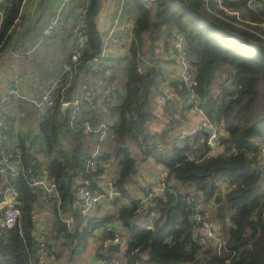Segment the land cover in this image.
<instances>
[{
	"label": "trees",
	"instance_id": "obj_1",
	"mask_svg": "<svg viewBox=\"0 0 264 264\" xmlns=\"http://www.w3.org/2000/svg\"><path fill=\"white\" fill-rule=\"evenodd\" d=\"M134 1L140 11L131 25L133 36L125 56L106 57L100 61L98 69L93 67L91 59L102 51V32L97 25L99 0H89L84 16L88 41L71 79L55 89V103L37 114L39 108L35 103L26 98L21 101L22 106L29 103L33 116H24L20 123L18 143L6 141L20 149L19 156L10 157L19 158V171L11 173L9 179L0 171V196L12 183L21 215L12 225L0 223V264H32L37 252L35 213L42 205H49L53 211V218L44 229L49 234L47 248L55 251L58 264H73L75 258L71 253L87 248L95 242V235L98 249L105 251L99 255L109 262V251L102 241L116 230L126 235L123 264L139 261L147 264H264V216L260 209L264 198V150H261L264 145V51L218 31L177 0H154L155 4L151 0ZM188 1L223 23L204 7L203 0ZM225 1L241 7L244 14L257 21L264 20V0H258L256 7L249 5L248 0ZM20 3L21 0L5 3L0 19V48L8 43L16 28L13 21ZM256 26L264 31V23ZM230 28L264 41V37L242 27L232 25ZM177 29L185 37L198 103L204 113L223 125L220 149L215 153H208L205 133L200 131L188 135L187 145H181L176 130L180 123L188 120L192 101L189 85L179 74L170 79L175 93L161 104L156 100L166 91L165 68L171 64L170 60L180 71L176 56L163 58L156 52L157 46L172 49ZM139 64L144 67L142 71ZM108 68L111 71L106 76V86L109 93H115L118 98L103 100L108 110L105 112L94 105L96 95L91 103L83 104L74 118L69 108L63 114L61 96L72 97L80 84L91 88ZM161 107L167 126L153 131L148 122L159 117ZM112 116L114 123L109 132L114 144L102 146L98 154L100 166L96 170L81 172L99 141V132L86 130V123L95 126ZM171 133V142L163 144L161 140L165 141ZM130 141L136 143L137 154ZM187 147L202 154L191 158L186 153ZM41 153L47 154V158L40 157ZM150 156L168 168V188L163 193L165 200L157 207L154 226L144 228L137 225L139 199L131 194L128 184L136 172L133 168H137V159ZM112 161L118 163L112 180L120 190L111 199L115 209L86 216L75 204L77 189L83 179L89 178L92 189L105 190L97 176L101 175L105 163ZM2 165L0 160V167ZM43 167L56 177L59 198L53 193L43 196L31 183L29 172L40 174ZM223 178H228L224 187ZM191 191L201 192L214 202L202 213L220 220L221 231L227 238L226 246L233 250L232 254L228 252L229 256L217 254L211 245L206 247L195 241L198 222L188 198ZM4 209L5 206L0 205V215ZM65 217H69L70 222ZM97 228L100 229L97 231ZM64 251L70 252L69 256L63 257Z\"/></svg>",
	"mask_w": 264,
	"mask_h": 264
},
{
	"label": "built area",
	"instance_id": "obj_2",
	"mask_svg": "<svg viewBox=\"0 0 264 264\" xmlns=\"http://www.w3.org/2000/svg\"><path fill=\"white\" fill-rule=\"evenodd\" d=\"M115 15L112 22L106 28V32L102 33V51L100 54L94 56L91 61L94 63L93 67H99L100 61L109 56H115L116 51L122 45H128L129 41L133 36V29L131 25L134 23L137 16L128 10V6L134 0H115ZM155 4L154 0H151ZM88 0H83L79 2L78 0H61L60 4L49 14L48 21L43 27L44 33H53L59 27L62 17L70 21L72 29V38L71 41L68 40L67 45L69 48L68 56L63 61L60 69L55 75L54 79L43 84L39 95L30 96L33 103L42 109H47L55 103V89L58 88L61 84L67 83L71 78V72L76 62L79 60V55L81 56L83 52V47L88 41V33L85 28V10L88 5ZM204 7L207 8L209 12L219 17L220 19H226L229 23L234 26L242 27L247 29L251 33L264 37V31L258 28L256 25L264 23V20L257 21L251 18L248 14H244L242 8L229 5L225 0H203ZM248 4L252 7H256L259 2L258 0H248ZM70 6V12L63 16V7ZM4 9L0 4V19L2 18ZM68 15V16H67ZM74 15V16H73ZM71 18L72 20H70ZM22 19L21 12L19 10L18 14L15 16L13 21L14 27H19V21ZM12 46L9 43H6L3 47L0 48V54L3 50L11 48ZM172 49H161L158 47L156 52H160L163 58L167 56L174 55L179 60L180 71L179 75L185 82L189 85L190 88V97L189 100L192 101L190 110H198L201 112V117L197 121V124L187 129H182L178 135L181 138V145L186 146L187 141L185 140L188 135L194 134L198 131L205 133V141L209 145L207 149L208 153H215L220 149V140L219 136L223 131L222 123L214 121L208 114L204 113L201 106L198 103L197 91L194 86V70L191 65V60L188 55L185 37L181 30L177 29L172 40ZM23 46L20 45L16 50H23ZM18 53L17 51H14ZM139 70L144 69L143 65H138ZM110 68H108L104 75H100L97 78L96 83L91 86V88H85V90L78 91L72 97H63L61 96V102L66 101L68 108L70 110V116L74 118L78 111L83 108V104L86 102H92L96 95H99L103 100H117L115 93H109L106 83L107 75L110 73ZM21 74H14L11 76L12 81L7 86V89L0 92V101L8 100L12 94L20 93L21 89L19 87L21 81ZM231 79H229L230 81ZM167 99L165 93L159 94L156 98L158 102L163 103ZM159 116L163 114V107L158 111ZM114 123V118L107 120H101L97 125H90L86 123V130H94L99 132L98 142L93 149V152L85 160V169L83 168L81 172H93L100 166L98 159V154L102 151L101 140L104 136L110 131L112 124ZM9 128V120L0 116V155L2 166L0 171L9 179L11 173L15 174L19 171V158L11 159V156H19L20 149L19 147L9 145L6 142V132ZM9 145L8 146H6ZM261 150H264V145L261 147ZM186 153L189 157L194 158L202 154L200 151H195L191 148L186 149ZM156 165L160 169V175L158 182L156 184H150L146 187L145 192L138 198V205L136 211L138 212V219L136 220L137 225L144 228H152L155 221L157 220L158 211L154 207V203L157 200L159 194H163L164 191L168 188V168L164 165L163 162L156 160ZM29 179L31 183L39 189L43 196L47 194H55L59 198V192L57 191V181L54 175H49L46 171V168H42L40 174L29 172ZM83 178V177H80ZM225 182H224V181ZM222 182H228V178H223ZM109 182L104 185L105 190L92 189L89 184L91 179H83V183L77 189L75 204L78 210L84 215H89L94 208L100 203L113 198L116 194L120 193V190L114 185L112 179L108 180ZM85 182V183H84ZM16 188L12 183H9L0 196V205L5 206L3 214L0 215V223L2 225H12L14 224L19 216L21 211L17 205V193ZM264 196V195H263ZM189 200L192 203L193 207V216L198 222L196 226L194 239L196 242L202 246L213 247V252L220 255H228V252H233L232 249L227 248L226 242L227 238L222 234L220 220L206 216L202 213V210L208 211L214 204L212 199H206V197L201 192L191 191L188 195ZM261 215L264 216V198L263 204L261 206ZM68 222H70L69 217H65ZM100 228H97V231ZM36 256L32 264H54L57 256L53 249L47 248L48 242V232L43 228L36 229ZM123 235L120 231L116 230L112 236L107 237L102 243L107 247L110 243L114 241L121 240L123 243ZM229 256V255H228ZM94 261H88L87 264H109L106 257L98 256ZM228 258V257H227ZM137 264H147L141 261Z\"/></svg>",
	"mask_w": 264,
	"mask_h": 264
},
{
	"label": "crops",
	"instance_id": "obj_3",
	"mask_svg": "<svg viewBox=\"0 0 264 264\" xmlns=\"http://www.w3.org/2000/svg\"><path fill=\"white\" fill-rule=\"evenodd\" d=\"M7 1L8 0H0V4L3 5V8H5V3ZM78 1L83 2V0ZM60 2L61 0H21V6L19 9L22 19L19 21V27H16L14 30H12L9 40L7 41L12 47L3 50L0 54V92L7 89V86L12 81V75L21 74L22 76L19 84L21 92L12 94L8 100L0 101V116L6 117L10 122L9 129L5 135L6 141L10 144L18 143L19 136L17 135V132L20 123H23L24 121V116H33V108L29 106V103H25L26 105L22 106L20 104L21 101H24L25 98L31 100L30 96L39 95L43 84L54 79L63 61L68 56L69 48L67 42L68 40L71 41L72 38V29L68 19H64V17H62L59 27L53 33L43 32V27L48 21L49 14L56 8L58 4H60ZM115 7V0H99L97 25L102 33L106 32V28L112 22L116 13ZM128 10H130L135 16L139 15L140 10H138L135 1H132V3L129 4ZM70 11V6L65 5L63 7V16L68 14ZM69 19L72 20L71 18ZM20 45H22L24 49L16 50V48ZM158 47L161 49L160 46H157V48ZM14 51H17L18 53ZM128 51V45H122L116 51L115 56H125ZM173 56L174 55L172 54L166 58H173ZM170 61V65H166L167 60L163 62L166 65L165 71L167 78L165 81V94L167 96L175 93L172 86L170 85V79H173L179 74L177 66L173 65L172 60ZM74 70L72 69L71 74H73ZM85 88L80 84V87L74 94H76L78 91L83 92ZM94 105L100 107L105 112L108 110V106L103 103V99H101L99 95L97 96L96 103H94ZM38 108L37 114H39V111L43 112L41 107ZM188 110V120L184 121V124H179L177 127L178 131L176 130V133H179L182 129L195 126L197 121L200 119V111L190 110V107ZM163 119L164 118H162V115L157 118L153 117L150 119L148 123L151 130H163L164 127L167 126ZM110 133L111 132H108L102 139L101 143H103V147H111L114 144L113 136ZM134 144L135 146H132L133 152L134 154H137L138 147L136 143ZM40 157L46 159L47 154L41 153ZM139 159H137V161ZM105 164L107 166H111L112 162H107ZM136 171H138L136 177H131L128 186L131 194L139 198L145 192V189L148 185L156 184L158 182L160 169L156 165V160L150 156L149 158L138 161ZM97 178V181L101 186H104L109 182L100 174L97 176ZM112 208V202L106 200L97 205L87 216L104 214L107 211H111ZM36 211L35 221L37 229L48 226L53 218V211L50 210L49 205H42L41 207L38 206ZM122 235L126 239L125 233H122ZM95 237L96 235L93 237L95 242H92L87 248H84L83 250L81 248L80 250L71 253V256L75 258V260L72 261L73 264H87L88 261H94L99 258V253L105 252L102 249H98V244ZM121 251L122 250L120 249L109 250V252H107V255L110 256L109 264H123V261H125V256L121 253ZM69 253L70 252H63V257L66 255L69 256ZM63 257H61V260ZM57 261L58 258L54 264H58ZM59 264H62V262Z\"/></svg>",
	"mask_w": 264,
	"mask_h": 264
},
{
	"label": "water",
	"instance_id": "obj_4",
	"mask_svg": "<svg viewBox=\"0 0 264 264\" xmlns=\"http://www.w3.org/2000/svg\"><path fill=\"white\" fill-rule=\"evenodd\" d=\"M179 1L182 5H184L187 9H190V11L192 13H194L198 18H200L202 21L204 20L206 23L210 24L211 26L215 27L218 31L220 32H224L225 34L231 36L232 38L238 40V41H242L248 45H251L255 48H258L259 50H263L264 51V41L262 40H257L251 36H248L246 34L243 33H238L237 31L233 30L232 28L226 26L223 23H220L219 21H217L216 19H214L212 16H210L206 11H204L203 9L197 8L194 5H192L188 0H177ZM67 107L68 104L66 101H62L61 102V110L63 112V114H65L67 112ZM134 170L136 169V166L133 168ZM165 200L164 198V194H159L157 196V200L154 203V207H159L162 202ZM122 241L118 240V241H114L113 243H110L106 249L107 250H120L122 248Z\"/></svg>",
	"mask_w": 264,
	"mask_h": 264
},
{
	"label": "rangeland",
	"instance_id": "obj_5",
	"mask_svg": "<svg viewBox=\"0 0 264 264\" xmlns=\"http://www.w3.org/2000/svg\"><path fill=\"white\" fill-rule=\"evenodd\" d=\"M216 18H218L219 20H221L225 25H227L228 27H232V24L231 23H229L226 19H220L219 17H216ZM249 50V52H251L252 53V51L250 50V49H248ZM172 134L173 133H171L168 137H166V139H165V141H163V140H161L162 142H165V143H163V144H166V143H170L171 141L170 140H172ZM131 143H132V146L134 145L135 146V144H134V142L133 141H130ZM142 159H139L138 161H141ZM117 170H118V163L117 162H115V161H112V165L111 166H105L104 167V169H103V171H102V173H101V176L102 177H104V178H106V180H109L110 178H113L114 176H116V174H117ZM138 170H139V167H138ZM137 172L138 171H136V173L134 172L132 175H131V177L133 178V177H136V175H137ZM139 176V175H138ZM221 184H222V187H224L225 186V184H224V182H221ZM224 184V185H223ZM127 200V199H126ZM115 209V206L113 205V208H112V210L111 211H113ZM223 234V233H222ZM224 235V234H223ZM224 236H226V235H224ZM124 243H125V238H123V246H122V248H121V253L123 254V250H124ZM83 250V249H82ZM107 250V249H106ZM65 251H66V249H65ZM64 251V252H65ZM107 251H109V250H107ZM83 255V254H82ZM64 259H62V261H63Z\"/></svg>",
	"mask_w": 264,
	"mask_h": 264
}]
</instances>
